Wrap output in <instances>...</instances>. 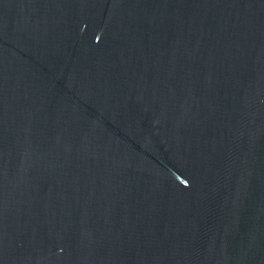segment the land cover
I'll return each instance as SVG.
<instances>
[{"label": "water", "instance_id": "1", "mask_svg": "<svg viewBox=\"0 0 264 264\" xmlns=\"http://www.w3.org/2000/svg\"><path fill=\"white\" fill-rule=\"evenodd\" d=\"M0 264H264V0H0Z\"/></svg>", "mask_w": 264, "mask_h": 264}]
</instances>
